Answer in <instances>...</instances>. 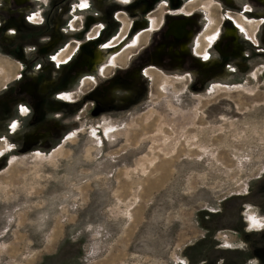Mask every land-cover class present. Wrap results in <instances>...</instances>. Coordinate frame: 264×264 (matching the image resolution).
<instances>
[{"label": "rangeland", "instance_id": "rangeland-1", "mask_svg": "<svg viewBox=\"0 0 264 264\" xmlns=\"http://www.w3.org/2000/svg\"><path fill=\"white\" fill-rule=\"evenodd\" d=\"M192 1L214 43L197 71L157 44L135 63L168 0L142 19L124 0H0V264H264V0ZM219 8L246 22L228 42Z\"/></svg>", "mask_w": 264, "mask_h": 264}, {"label": "flooded vegetation", "instance_id": "flooded-vegetation-1", "mask_svg": "<svg viewBox=\"0 0 264 264\" xmlns=\"http://www.w3.org/2000/svg\"><path fill=\"white\" fill-rule=\"evenodd\" d=\"M35 1H37V0H13L15 6L26 5L29 2H35ZM143 1H145V0H129V2L126 3L128 5L134 4L133 9L136 11V13H139V16H141V19L145 17L144 13L146 12L145 7L147 4V3L146 4L142 3ZM148 1H154V0H148ZM195 1H197V0H195ZM195 1L193 0L191 3H188V4H195ZM183 2H184V0H174V1L168 0V2H165L164 7L162 8V11H161L162 13L160 15V18L156 19L157 22H155V19H152L147 28L144 27L141 29V30H143V32H141L139 34H135V36L133 37L134 41H139L140 38L145 39L147 37V34L150 36L149 39L152 41L151 43L148 44V46L144 47V50L141 53L137 54L138 56H136V58H135V63L146 62V60L149 59V56L146 54L149 51V47L150 48L151 47L156 48L157 45H159L157 47L159 50H157V51H160V49L162 50L160 57L164 63H165V61L168 60V57L170 55H174L176 58V61L178 62L177 64H179V66L182 69H186L189 71H197L198 61L204 62L202 60L203 57L200 56L202 54V52L207 51V53H208L207 62L212 61L214 43L210 47L206 48V51L205 50L203 51L201 46L199 48L198 41H195L196 38H198V34H199L201 27L203 28L204 21H205V23L207 21H209V17L207 16L208 12H206V10L204 11L202 9L204 7L201 6L202 7L201 8L199 5L191 8L190 11L189 10L187 11L183 7ZM85 3L88 4V7H86V8L89 9L90 8L89 3L88 2H85ZM204 3H206V2H204ZM188 7H189V5H188ZM77 8H78V5L74 4L73 8H72V12L70 13V16H71L70 19L72 21L74 19L78 18L77 17L78 16V12H77L78 9ZM204 9H206V8H204ZM219 10H222L221 21L219 22V27L221 26L222 31L217 30L218 31L217 34L221 35L222 41H224V39H225V41L228 42V38H229V36H231V34L236 37L237 34L239 33V30L242 32L245 31L244 27H245L246 22L242 18L239 19L238 21L236 19H233L234 29H230V27H229V24H230L229 10L224 11L223 8H219ZM167 11H172L174 14V18H166L167 17L166 15H168V14H166ZM242 13H245V10H243ZM199 14L203 15L204 17L199 16ZM153 21H154V23L151 26ZM120 24L122 25L121 26V33L122 34L120 33V34L112 35L108 39L107 42L105 41L104 43H102L101 45L98 46V48L94 52V55L93 54H91V55L85 54L82 57L83 53H81L79 55V58H81V59H78L77 63H75L76 67H78V68L88 67L89 68V66L92 64L97 65V64L101 63L102 59H104V53L102 52V50L115 48V46H117L118 43H120V41L122 39H125L127 37V35L129 34L128 32L132 28L133 21L131 20V22H129V24L127 26H125L124 20H121ZM225 24H227V25H225ZM1 26L2 25L0 22V30H1ZM82 26L84 27L83 24H81L80 27H82ZM69 30H70V26L67 29H65L63 32H68ZM105 30H106L105 26L103 25L101 27L100 31H105ZM154 31H157V34H152ZM10 34H11V32L7 33V35H10ZM97 36L98 37L96 39L98 40V39H100L101 34L99 33ZM158 37L159 38L165 37L166 39H168V38L173 39L174 41H176V44L174 45L173 43H165V42L154 43V42H157L156 40L158 39ZM119 38H121V40H117ZM202 39L204 40L203 45H205L206 43H208V41L214 39V34L211 32H207V33H205V35L203 36ZM115 40H117V42H115ZM155 44H157V45H155ZM225 45H227V46L222 48V50H223L222 54H224V51L226 52L228 50V47H229L228 44H225ZM219 46L222 47L221 44ZM197 49H198V52H197ZM114 50L117 51V48ZM75 51H76V47H74L73 50L71 52H69L68 54L57 55V57L55 58L56 60H53V62H57V63L60 62V63H64L63 65H65L68 63V59H70V57H72V55L75 53ZM3 75H2V77H3L2 80H4V78L7 79V77H4ZM145 75L147 76L146 71H145ZM202 84H203L202 81H199L197 79L191 83V85H192L191 87L198 89V88H201ZM22 89H23L22 91H24V92L25 91H27L29 93L33 92V87L29 83H26L25 85H23ZM79 93H80V94H78L79 97L84 95L83 92L79 91ZM71 94L74 95V93H71ZM93 95H94V93H93ZM78 96H77V99H79ZM2 163L3 162L1 161L0 164H2Z\"/></svg>", "mask_w": 264, "mask_h": 264}, {"label": "snow or ice", "instance_id": "snow-or-ice-1", "mask_svg": "<svg viewBox=\"0 0 264 264\" xmlns=\"http://www.w3.org/2000/svg\"><path fill=\"white\" fill-rule=\"evenodd\" d=\"M124 2H125V3H128L129 0H124ZM80 7H81V8H86V7H88V4H86V3H82V4L80 5ZM27 19H28L29 21H31V20L33 19V17H32V16H29V17H27ZM10 31L14 32L15 30H14V29H10ZM52 59L55 60V57H52ZM205 59H207V57H206ZM19 111L27 112V111H29V109L26 108V107H21V108L19 109ZM10 127L14 129V128L17 127V124H16L15 122H13V123L10 125Z\"/></svg>", "mask_w": 264, "mask_h": 264}]
</instances>
